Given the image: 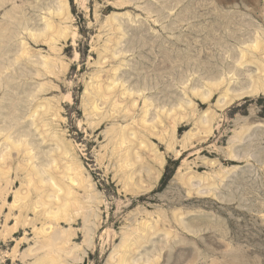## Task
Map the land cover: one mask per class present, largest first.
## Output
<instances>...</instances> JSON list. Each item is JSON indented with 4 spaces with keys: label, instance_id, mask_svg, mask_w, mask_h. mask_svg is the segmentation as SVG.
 <instances>
[{
    "label": "rangeland",
    "instance_id": "374dc122",
    "mask_svg": "<svg viewBox=\"0 0 264 264\" xmlns=\"http://www.w3.org/2000/svg\"><path fill=\"white\" fill-rule=\"evenodd\" d=\"M256 78L264 0H0V264H264V90L228 101Z\"/></svg>",
    "mask_w": 264,
    "mask_h": 264
},
{
    "label": "bare ground",
    "instance_id": "6f19581e",
    "mask_svg": "<svg viewBox=\"0 0 264 264\" xmlns=\"http://www.w3.org/2000/svg\"><path fill=\"white\" fill-rule=\"evenodd\" d=\"M48 25V24H47ZM48 26H51V24L50 25H48ZM48 26H47V28H48ZM52 28V27H51ZM50 28V29H51ZM53 29V28H52ZM44 33V32H43ZM42 33V34H43ZM33 35V34H32ZM38 35V34H37ZM37 35H35L34 34V36H37ZM40 35V34H39ZM257 44H259V42H257V41H255ZM254 42V43H255ZM256 44V45H257ZM253 46H255L254 44H253ZM259 46V45H258ZM257 46V47H258ZM256 47V46H255ZM244 51V50H243ZM246 51V50H245ZM240 53V55H241V53H242V51L241 52H239ZM244 54V53H243ZM243 54H242V56H243ZM246 54V53H245ZM244 54V55H245ZM240 55H238V57L240 56ZM247 55V54H246ZM246 55H245V57L244 58H246ZM242 58V57H241ZM239 59V58H238ZM238 62H240L239 64L240 65H243V61L241 62V61H239L238 60ZM245 62V61H244ZM260 63V62H259ZM260 65V64H259ZM261 66V65H260ZM260 66H258L257 68H262V67H260ZM261 69H259V71H260ZM261 77V76H260ZM230 78V77H229ZM258 79H260L259 77H258ZM223 80V79H222ZM253 80V82L251 83V85H250V87L249 88H247L246 86H244L245 88H247V89H245L244 91H241L240 93H238V91L236 92V94L235 93H233L232 95H230L229 93V96H228V101L230 102V100L231 99H233L234 97H239V95L241 96V94L243 95H245V94H248V95H250V94H254L255 92H257V91H259L260 89H263L264 90V83L263 82H259V80H257V78H256V80L258 81V82H255L256 80L255 79H251L250 81H252ZM255 80V81H254ZM262 80H263V78H262ZM261 81V80H260ZM224 82V81H223ZM212 83V82H211ZM211 83H210V85L209 86H211ZM214 83H217V84H219L220 85V83H218V82H214ZM213 83V85L215 86V84ZM218 86V85H217ZM216 86V87H217ZM211 88V87H210ZM213 88V87H212ZM194 91V90H193ZM196 91V90H195ZM204 91V90H203ZM240 91V90H239ZM262 91V90H261ZM226 93V92H225ZM224 93V94H225ZM252 94V95H253ZM224 97L225 96H227V95H223ZM200 98L202 99V100H207L208 98H209V92H207V90L205 91V92H201L200 93ZM33 101V100H32ZM228 101H226V98L222 101V100H218V105L219 106H221V105H224V103L226 102H228ZM226 103H225V105H226ZM32 105V104H31ZM33 106L34 107H32V109H31V113H30V122H29V125H31V126H33V129H34V131L33 132H29V134L30 135H32V136H34V135H36V133H38L37 132V130H38V123H37V121H38V119H39V112H37V110H36V106L33 104ZM30 112V111H29ZM28 116H29V114H28ZM17 121H18V119H17ZM207 122V121H206ZM19 123V122H18ZM17 123V124H18ZM16 124V123H15ZM14 124V125H15ZM8 125H11V124H9L8 123ZM19 125V124H18ZM15 127H16V125H15ZM14 127V128H15ZM18 127H20V125L18 126ZM7 128H10V126L9 127H7ZM16 129V128H15ZM14 129V130H15ZM10 130V129H9ZM4 131V130H3ZM30 131V130H29ZM2 132V131H1ZM7 134V135H6ZM6 134H4V135H6V138H10V135H9V133H7L6 132ZM28 133H24V134H22V137L20 136L19 137V139H17V140H13L12 139V142H11V145H13V146H15V147H17V148H20V147H22V149H20V151L22 150V158L25 160H30V159H32V156H30L31 154H30V152H31V150H30V148L28 147L29 145H30V143H29V140L26 138L25 139V137L26 136H28L29 135ZM125 139V138H124ZM123 138H121V140H124ZM120 142H122V141H120ZM123 143V142H122ZM12 146V147H13ZM63 147V152L65 153L64 155H66L67 153H68V147L66 146V145H64L63 143H61V148ZM11 148V147H10ZM14 148V147H13ZM16 148V149H17ZM12 149V148H11ZM19 151V150H18ZM19 151V152H20ZM50 157H52V156H50ZM53 160V159H52ZM54 161V160H53ZM163 163H162V161H161V163L159 164V165H162ZM70 166V165H69ZM27 168V165H23L22 164V170H25L26 171V177H27V182H26V184H27V186H29L30 185V188L28 189L29 190V193L30 194H35L37 197H39L40 199L38 200L37 199V201L35 200L34 202H33V204L31 203V205H33L32 207L33 208H39V206H42L43 208H45V206H46V208L44 209V212L49 216V217H53V218H57V220L60 218H62V217H68V220H71V217H72V215L70 216V213L72 212V210H71V206H72V204H73V202H72V200L73 201H75L74 199H72V187L73 186H71V183H70V186L69 185H66V184H62V182L60 181H55V179H54V176L52 175V174H49L48 175V183L46 182V181H44L43 179L44 178H42L40 175H42V174H44V172H39V171H35V170H28V169H26ZM67 169L69 168V167H66ZM70 169V168H69ZM71 170H73V169H70V171ZM76 170H78V169H76ZM50 171H52V169H50ZM71 172H74V170L73 171H71ZM77 174V173H76ZM71 176H72V174H71ZM69 179V181H71V182H73L74 183V179L72 178V177H69L68 178ZM80 182V181H79ZM76 183V182H75ZM46 184H49L50 186H52V187H56L57 186V190L59 191V192H61L62 193V195H63V197H60V202L59 203H56L55 204V206L53 207L52 206V203L53 202H49L48 200H46L45 199V197H48L49 196V194H47L46 192V187L44 186V185H46ZM73 185V184H72ZM77 185V184H76ZM83 187V186H82ZM74 191V190H73ZM74 193V192H73ZM26 194V192H22V208H24V207H26V204H24V203H26V202H23V200L24 199H29V196L28 195H25ZM46 195V196H45ZM75 198V197H74ZM29 203V202H28ZM27 203V204H28ZM50 204V205H49ZM29 205H30V203H29ZM77 205H78V203H77ZM80 207V206H79ZM82 207V206H81ZM27 208V207H26ZM85 208V207H84ZM81 209V208H80ZM83 209V208H82ZM81 209V210H82ZM26 210V209H25ZM82 213H83V210H82ZM37 214H40V216L42 215V211H40V210H38V212H37ZM83 214H85V213H83ZM82 214V215H83ZM37 216V215H36ZM52 218V219H53ZM85 219V218H84ZM42 231H43V229H42ZM49 237V236H48ZM59 237V236H58ZM58 237H56V239L58 238ZM50 238V237H49ZM49 238H47L48 240H49ZM53 238H54V236H53ZM61 238V237H60ZM63 239V238H62ZM54 240H52V242L51 243H53L54 244V242H53ZM44 242V241H43ZM47 242V241H46ZM50 242V241H49ZM61 242H63V241H61L60 240V244H61ZM66 243H67V241H65ZM41 244H42V242H41ZM47 244V243H46ZM52 244V245H53ZM57 244V243H56ZM59 244V245H60ZM63 244V243H62ZM48 245L49 244H47L46 246L48 247ZM55 245V244H54ZM37 247V246H36ZM51 247V246H50ZM41 248H42V246H41ZM53 248V247H52ZM66 248V247H65ZM37 250V249H36ZM56 250V249H55ZM35 251V250H34ZM63 251V250H62ZM53 252H55V251H53ZM52 252V253H53ZM59 252V251H58ZM46 253V252H45ZM44 253V254H45ZM54 254H57V253H54ZM47 256H49V255H47ZM55 256V255H54ZM57 256H58V254H57ZM59 256H61V255H59ZM50 259V261H49V263L50 264H56V260L52 257H50L49 258ZM58 259V258H57ZM60 259H62V258H59V260ZM57 262H58V260H57ZM36 264V263H35ZM38 264V263H37Z\"/></svg>",
    "mask_w": 264,
    "mask_h": 264
}]
</instances>
